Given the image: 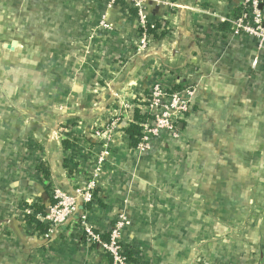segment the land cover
<instances>
[{"label":"crops","instance_id":"0c3cea01","mask_svg":"<svg viewBox=\"0 0 264 264\" xmlns=\"http://www.w3.org/2000/svg\"><path fill=\"white\" fill-rule=\"evenodd\" d=\"M242 4L149 1L159 38L138 52L127 0H0V264H105L84 238L65 244L64 233L47 247L24 213L51 204L54 189L74 194L101 154L98 207L86 210L106 235L127 216L137 262L264 264V49L232 32ZM158 82L193 86L192 112L178 137L141 153L125 130ZM75 123L88 150L71 178L65 161L78 136L51 130Z\"/></svg>","mask_w":264,"mask_h":264},{"label":"built area","instance_id":"2783aa9c","mask_svg":"<svg viewBox=\"0 0 264 264\" xmlns=\"http://www.w3.org/2000/svg\"><path fill=\"white\" fill-rule=\"evenodd\" d=\"M124 0H107L112 5ZM130 7L136 11V18L139 22V42L138 52L147 48L150 43L149 29H155V24L149 21L146 4L153 0H127ZM264 5V0H243L242 7L245 8L243 15L233 20L232 32L237 37H248L256 40L259 49H264V20L260 6ZM195 94L193 86H186L182 90L168 88L161 82L152 86L147 96H142L147 121L142 124V134L140 144L135 148L138 152L147 153L151 150L154 141L162 139V136L178 137V124L187 119L192 112V99ZM115 126V124H113ZM117 128V127H116ZM108 136L112 131L106 129ZM106 133V135H107ZM105 132L97 130L94 132L96 137H103ZM83 140V139H82ZM72 145L71 150H82L77 143ZM71 151V152H72ZM72 155H74L72 153ZM74 157V156H71ZM106 158V157H105ZM104 155L96 156L92 165V172L84 184L75 188L74 194H68L62 190L54 189L52 192V203L47 209V213L42 215L34 212L31 208H26V215H34L36 223L45 222L49 225V230L44 235L48 244L47 247L54 248L55 240H58L65 233L64 241L61 243H80L84 238L90 246H97L103 252L105 264H141L135 257L129 256L131 247L125 240V229L130 225L125 214H120L114 220L107 232V239L103 236L106 233L98 231L89 219V212L86 210L91 207L92 211L97 209L95 199V181L102 173L105 162ZM72 159V158H71ZM70 163V164H69ZM69 173L71 178L75 177L73 171L78 170L77 158L74 162L69 161ZM76 167V168H75ZM107 168V167H106ZM105 169V168H104ZM106 171V169H105ZM135 260V261H134Z\"/></svg>","mask_w":264,"mask_h":264},{"label":"trees","instance_id":"16d2710c","mask_svg":"<svg viewBox=\"0 0 264 264\" xmlns=\"http://www.w3.org/2000/svg\"><path fill=\"white\" fill-rule=\"evenodd\" d=\"M245 8L244 7H241V10H239V13L238 15L236 16L235 19H238L240 18L243 13L245 12ZM148 34L150 36L151 39L155 40V39H158L159 38V35H157V32H156V29H149L148 30ZM177 90V89H176ZM149 93L146 94V96L148 95ZM147 118L148 116L147 115H142L140 113L139 110H136L135 111V118H134V122L131 123L127 128H126V134L128 135V137L130 138V144H131V147L132 148H137V146L140 144L141 142V139L143 137V134H142V131H143V128H142V124L145 123L147 121ZM182 122V121H181ZM71 146L70 142H67L65 141L64 142V147L65 149H69ZM69 163V160H66L65 161V164L68 165ZM38 172L39 174H41L43 176V179L45 180H49L50 179V176H51V173H50V170L48 169V167H46L45 165H41L38 167ZM97 193L98 191L96 190L95 192V199L97 200ZM52 202V200H51ZM50 205V204H49ZM49 205H46L44 203H39V202H35L31 205V209L34 211V212H37V213H40L42 215H45L47 213V209L49 207ZM37 229L39 230L40 232V235H45L47 233V231L49 230V225L45 222H42L40 223V225L37 227ZM104 239H107V235H104L103 236ZM129 256L132 257L133 254L130 252L129 253ZM135 261V260H134Z\"/></svg>","mask_w":264,"mask_h":264},{"label":"rangeland","instance_id":"374dc122","mask_svg":"<svg viewBox=\"0 0 264 264\" xmlns=\"http://www.w3.org/2000/svg\"><path fill=\"white\" fill-rule=\"evenodd\" d=\"M51 131H52V133H56L59 136H60V134H61V136L64 134V136H62L64 138H65V136H67V137L70 136V135L72 136V134H76V136H78L79 138H83V136L85 137V133L83 132L84 130H82L81 126H79V124H77V123H75L72 126H67V127H64V128H57L55 131H53V130H51ZM100 131H102V130H100ZM77 146H79L82 150H76V153H73L74 155H70L68 157V159H66V160H69L71 162H74V159H76V158L78 160H81L82 157H80V156H83L84 154H86L85 151L88 150V149L85 146V140L79 139V141L77 143ZM34 152H36V150ZM31 156H33V155H31ZM71 156H74V157H71ZM65 167H67L65 169L67 170V173H69L68 165L65 164ZM45 181H49V180H45ZM45 181H43V182H45ZM25 210H26V208H24V212H25ZM3 239H4V236H3Z\"/></svg>","mask_w":264,"mask_h":264},{"label":"water","instance_id":"95a60500","mask_svg":"<svg viewBox=\"0 0 264 264\" xmlns=\"http://www.w3.org/2000/svg\"><path fill=\"white\" fill-rule=\"evenodd\" d=\"M260 9H261V10L263 9V5L260 6ZM13 46H15V44H14Z\"/></svg>","mask_w":264,"mask_h":264}]
</instances>
